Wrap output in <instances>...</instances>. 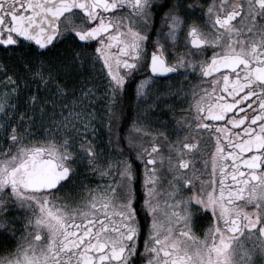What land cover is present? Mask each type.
<instances>
[{
    "label": "snow or ice",
    "instance_id": "6c2138e0",
    "mask_svg": "<svg viewBox=\"0 0 264 264\" xmlns=\"http://www.w3.org/2000/svg\"><path fill=\"white\" fill-rule=\"evenodd\" d=\"M196 12L0 0V240L15 244L0 264H264V0ZM158 15L149 53L141 25ZM160 74L197 81L172 93L190 101L181 118L156 128L148 105L126 147L111 135L101 147L129 90L146 98ZM81 167L103 182L77 185Z\"/></svg>",
    "mask_w": 264,
    "mask_h": 264
},
{
    "label": "flooded vegetation",
    "instance_id": "af4514ba",
    "mask_svg": "<svg viewBox=\"0 0 264 264\" xmlns=\"http://www.w3.org/2000/svg\"><path fill=\"white\" fill-rule=\"evenodd\" d=\"M158 2H164V0H158ZM168 3H179V5L181 6H186L189 3L195 4L197 5V12L196 14H199V8L201 6L206 7L207 4L209 2H211V0H167ZM167 7V4H166ZM161 12H163V9H161ZM181 14L183 15L184 13L181 12ZM143 27H145L148 31H150L151 34V41H149V53L151 52V43L153 41H155L156 39V33H157V29H161L162 25L160 22V16L158 15L155 19V26L154 27H148L146 25H141ZM164 32L167 31V27L163 26L162 29ZM164 42V41H162ZM183 45V34L181 33L180 35V39L177 42V50L178 51H187V49H183L182 48ZM95 45H93L94 47ZM168 50L171 51L172 50V43L169 41L168 42ZM162 75L164 78L162 79H158L153 85L152 88L150 90V95L147 96L146 98L143 99H137L134 90L130 89L129 90V94L127 95V97L124 99V101L128 102L129 104H133L132 108H135L138 105L139 102H141L142 106L140 105L139 107H141L142 109H145L150 102H155L153 104L156 105V107H154L151 111L152 113H154V118L158 119V123H156L154 126L156 128L160 127L161 123H167L168 121H172L173 123H175L176 119H180L181 116L183 115V113L181 112L182 109L187 108L188 103L190 101H183L180 102V97L173 95L172 93L175 92H190L191 91V85L195 84L197 81L194 77L189 76L187 79L183 76H175V75H168V74H160ZM139 78V76H138ZM150 104V105H153ZM170 105H174L175 106V114H173L172 111H170L169 106ZM131 108L130 113L125 116L124 119H122L121 123L119 124V132H129V128L133 126L134 121H137L138 119H142V114L143 111H136L133 115V109ZM128 113V112H127ZM170 127V125H169ZM126 133V134H127ZM131 134H137V132L133 133L132 131L129 132ZM193 135H196V133H193ZM141 173H142V169L143 166L141 165ZM80 180H85L84 176H79L75 179L76 182H79ZM141 180H142V176H141ZM70 187V186H67ZM136 188L138 190V201L135 204V207H137L138 209L141 206L142 200H143V196H144V192L143 189L141 187V183L140 181L137 182L136 184ZM161 206H162V211H161V218L163 219V201H161ZM144 220V212L141 210L138 213V221L143 222ZM23 221L20 220V224H22ZM210 223L209 219H204L203 221H201L200 225L197 228V235H203V229H206L208 227ZM20 224H18L17 226L19 227ZM19 235V233L17 234ZM147 236V225H144V231L140 233L139 237H138V242H139V248L141 251H143V247H144V240ZM15 244L14 242H9V241H4V240H0V258H3L5 256H7V252L5 251L6 248H14ZM136 264H142V262L140 260H137Z\"/></svg>",
    "mask_w": 264,
    "mask_h": 264
},
{
    "label": "rangeland",
    "instance_id": "374dc122",
    "mask_svg": "<svg viewBox=\"0 0 264 264\" xmlns=\"http://www.w3.org/2000/svg\"><path fill=\"white\" fill-rule=\"evenodd\" d=\"M124 102V103H123ZM122 102V105H120V112H119V115L122 117V119L125 117L126 113L128 112V114L130 113L131 111V108L133 107V104L131 106V104H129L128 102L124 101L123 100ZM125 102L127 104H125ZM149 105L150 104H153L155 102H150L148 101ZM142 103L139 102L138 105L140 106ZM135 107V108H132L133 109V113L132 115L136 112V111H144V109H142L141 107ZM142 106V105H141ZM122 119L120 120H114L113 122V127H112V130H111V134H109L108 130L106 128H104L103 126H100L101 128V132H100V143H101V147H104L108 144V140H109V135H111V138L113 139V141H115L116 137L119 136L120 139H121V144L122 146L126 147L127 146V138L129 136H132V137H137L136 134H131L129 132H133L135 133V129L134 127H130L129 128V132H125L124 135L121 137L120 134H119V124L121 123ZM127 133V134H126ZM113 150H115V145L112 146ZM79 176H84L85 180H80L79 182H76L75 179ZM73 180L76 182V184H80L81 182L82 183H85V184H90L91 186L95 187L96 184L98 183H102L103 181L101 180L100 176L99 175H96V176H93L90 172H88L85 168L81 167L78 172H77V175L75 177H73ZM69 186H71V182L69 184ZM67 188V186H66ZM10 214H13V215H17V218L19 220H22V217L18 214V213H10Z\"/></svg>",
    "mask_w": 264,
    "mask_h": 264
},
{
    "label": "trees",
    "instance_id": "16d2710c",
    "mask_svg": "<svg viewBox=\"0 0 264 264\" xmlns=\"http://www.w3.org/2000/svg\"><path fill=\"white\" fill-rule=\"evenodd\" d=\"M124 103V102H123ZM125 104H127L126 102H125ZM128 115V113H126V115L125 116H127ZM125 118V117H124ZM123 118V119H124ZM119 134H120V136L122 137L123 135H124V133L123 132H119Z\"/></svg>",
    "mask_w": 264,
    "mask_h": 264
}]
</instances>
